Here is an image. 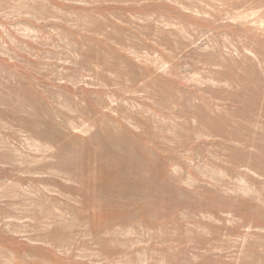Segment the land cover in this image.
<instances>
[{
  "label": "rangeland",
  "instance_id": "374dc122",
  "mask_svg": "<svg viewBox=\"0 0 264 264\" xmlns=\"http://www.w3.org/2000/svg\"><path fill=\"white\" fill-rule=\"evenodd\" d=\"M0 264H264V0H0Z\"/></svg>",
  "mask_w": 264,
  "mask_h": 264
}]
</instances>
